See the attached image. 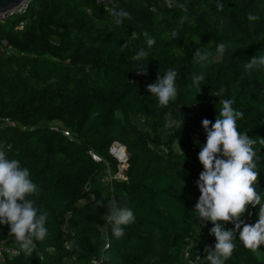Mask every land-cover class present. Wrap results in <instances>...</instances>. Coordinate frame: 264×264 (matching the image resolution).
<instances>
[{
  "label": "trees",
  "instance_id": "obj_1",
  "mask_svg": "<svg viewBox=\"0 0 264 264\" xmlns=\"http://www.w3.org/2000/svg\"><path fill=\"white\" fill-rule=\"evenodd\" d=\"M165 2L111 0L105 8L34 0L0 23V39L12 48L0 51V150L29 170L38 186L30 198L47 212L49 230L28 256L0 225V243L17 251L0 264H210L204 249L216 243L213 224H201L195 210L204 171L198 153L206 143L201 121L215 123L223 99L244 113L237 130L256 140L264 204V69L245 74V64L264 55V0H175L180 7L172 9ZM113 7L131 19L116 25ZM144 33L155 39L151 47ZM142 48L146 58L138 57ZM197 50L209 54L207 69L195 63ZM168 69L180 72L178 98L164 107L147 85ZM201 72L196 93L191 77ZM179 117L181 129L170 127ZM114 144L126 153L123 178L105 186L106 170L115 175L122 165L110 153ZM108 199L134 212L123 238L113 235L107 208L97 207ZM259 208L248 205L240 218L254 225ZM233 242L224 264H264V245L244 247L239 231Z\"/></svg>",
  "mask_w": 264,
  "mask_h": 264
},
{
  "label": "clouds",
  "instance_id": "obj_2",
  "mask_svg": "<svg viewBox=\"0 0 264 264\" xmlns=\"http://www.w3.org/2000/svg\"><path fill=\"white\" fill-rule=\"evenodd\" d=\"M165 6L169 9L180 7L175 0H166ZM218 7L223 8V5ZM111 14L116 25L122 24L125 18L131 19L130 13L116 7L111 9ZM248 19L253 21L258 17L249 14ZM144 35L147 46L151 47L155 39L147 33ZM226 49L224 43L216 46L220 55H224ZM138 57L146 58L147 52L140 49ZM194 61L203 69H207L211 63L209 54L198 50L194 52ZM258 69H264V55H255L245 64V74ZM139 72L143 73L144 67ZM179 75V70L168 69L163 77L158 76L155 83L147 85V91L157 98L159 106L166 107L177 100L176 80ZM191 79V87L198 93L205 81V74H194ZM221 103L219 118H216L215 123L207 119L201 121L206 143L198 153V160L204 171L196 182L200 192L195 205L196 213L201 224H213L210 234L216 240L213 247L204 249L210 264H224L232 255L237 231L244 247L256 251L264 245V204H261V195L257 192V169L261 156L253 148L256 140L246 132L242 134L237 130V120L243 118L244 113L233 108L232 99H223ZM182 125L183 118L179 117L169 126L181 129ZM259 143L264 144V138ZM37 191L38 186L30 179L29 170L21 167L18 160L7 159L5 152L0 150V225H8L10 233L20 243V250L28 256L35 251V241L42 242L49 234L46 227L47 212L36 207L35 200L30 198ZM248 205H260L258 221L254 225H248L240 218ZM97 207L107 208L113 235L117 239L123 238L125 228L135 222L134 212L128 207H117L103 200L97 201ZM227 222H231L234 227L226 229Z\"/></svg>",
  "mask_w": 264,
  "mask_h": 264
},
{
  "label": "built area",
  "instance_id": "obj_3",
  "mask_svg": "<svg viewBox=\"0 0 264 264\" xmlns=\"http://www.w3.org/2000/svg\"><path fill=\"white\" fill-rule=\"evenodd\" d=\"M33 1L34 0H26V1L22 2L18 7L11 9L5 13H1L0 14V23L3 22L4 20L8 19V18L18 16V15H23L26 12V10L28 9V6L30 5V3ZM94 1L97 5L103 6L105 8H107L111 2V0H94ZM20 26H22V23ZM0 51L12 52V48L9 46L8 42L4 39L3 40L0 39ZM1 123H3V121H0V124ZM64 135L68 136L69 134L67 132H64ZM112 148L110 149V153L113 157L116 158L115 154H113V152H112ZM117 152H118L117 155H119V157H120V159L117 158V160L119 161L120 164L123 165L126 162V156L124 157L123 155L124 154L126 155V153H125L122 145H118ZM90 155L92 156V158L95 161H99V159L96 158L92 152H90ZM119 171H120V166H119ZM122 174H123V172H122ZM14 243L16 245H20V243L17 240ZM9 244H10L9 242L0 243V261L1 262H3V260H4L3 259L4 254L10 255L12 257L17 255L16 249L11 247ZM103 246L104 247L106 246V238L105 237L103 239ZM92 264H100V260H94V261H92ZM182 264H201V261L199 259H195V260H191L189 262L182 263Z\"/></svg>",
  "mask_w": 264,
  "mask_h": 264
},
{
  "label": "rangeland",
  "instance_id": "obj_4",
  "mask_svg": "<svg viewBox=\"0 0 264 264\" xmlns=\"http://www.w3.org/2000/svg\"><path fill=\"white\" fill-rule=\"evenodd\" d=\"M112 147H113L112 148L113 154H115L116 158L120 159L119 155H117V153H118L117 152L118 145L114 144ZM123 156L125 157L126 155L124 154ZM123 166L124 165L120 166V171L117 174H115V175L111 174L108 170H106V175H105V177H103L102 183L106 186L107 183L110 182L111 180H120V179H122L123 178L122 172H123V169H124ZM108 191H110V190L108 189ZM107 202H109V199L107 200Z\"/></svg>",
  "mask_w": 264,
  "mask_h": 264
},
{
  "label": "water",
  "instance_id": "obj_5",
  "mask_svg": "<svg viewBox=\"0 0 264 264\" xmlns=\"http://www.w3.org/2000/svg\"><path fill=\"white\" fill-rule=\"evenodd\" d=\"M26 0H0V14L18 7Z\"/></svg>",
  "mask_w": 264,
  "mask_h": 264
}]
</instances>
